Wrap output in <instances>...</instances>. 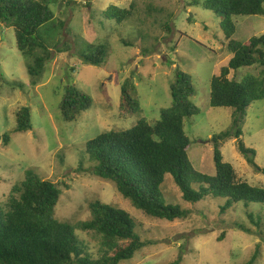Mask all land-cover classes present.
Here are the masks:
<instances>
[{"label": "rangeland", "instance_id": "rangeland-1", "mask_svg": "<svg viewBox=\"0 0 264 264\" xmlns=\"http://www.w3.org/2000/svg\"><path fill=\"white\" fill-rule=\"evenodd\" d=\"M63 1L52 0L50 8L66 22L60 46L67 42L70 49L53 51L36 85L31 84L27 69L31 59L18 49L14 28L0 23V204L30 169L42 179L60 183L55 216L77 226L76 234L89 240L94 252L100 237L78 226L91 217V202L114 204L133 216L140 239L151 244L119 264H172L180 256V264H264V206L238 205L220 214L215 199L196 204L183 201L173 177L166 174L164 196L190 214L173 221L152 217L122 197L114 182L94 175L86 154V141L104 130L126 129L143 117L150 123L159 119L161 109L172 103L170 83L175 69L181 68L192 75L195 94L191 99L200 109L184 120L191 140L188 157L197 171L215 173L211 138L230 129L233 119V108L213 107L209 102L212 77L232 57L221 18L192 0H72L75 3L58 8ZM130 4H134L133 16L121 23L103 14L110 5ZM232 20L236 40L264 33V15H238ZM89 43L107 44L103 65L83 63L79 52ZM261 68L241 67L229 77L240 80L247 73L258 75ZM124 82L139 100L138 114L120 112ZM71 83L90 95L92 104L75 120L65 121L58 105ZM23 106L30 107L33 127L19 132L16 112ZM241 130L240 138L222 142L223 160L233 165L240 180L264 186V175L238 149L241 139L255 150L256 164L264 167V99L249 106ZM4 134L9 135L7 142ZM246 210L261 216L260 226L251 222ZM231 219L244 221L257 234L231 227ZM255 251L258 256L249 263Z\"/></svg>", "mask_w": 264, "mask_h": 264}, {"label": "trees", "instance_id": "trees-1", "mask_svg": "<svg viewBox=\"0 0 264 264\" xmlns=\"http://www.w3.org/2000/svg\"><path fill=\"white\" fill-rule=\"evenodd\" d=\"M51 1L0 0V23L14 28L18 49L31 59L27 69L32 85L38 83L53 51L62 53L70 49L67 42L60 46L66 22L55 16ZM71 3L75 2L63 1L58 8ZM191 3L201 4L221 18L220 27L232 53L219 74L212 77L210 86L211 106L233 108L231 128L211 138L215 173L197 171L188 157L191 140L186 135L184 120L199 114L200 109L191 99L195 94L192 75L181 68L175 69L170 83L172 103L161 109L154 123L143 117L129 128L104 130L86 141V154L94 175L114 182L120 195L146 215L168 221L187 218L190 211L164 196L162 184L166 174L173 177L183 201L196 204L205 198L215 199L220 214L238 205L264 206V186L240 180L220 151L224 140L242 135L241 125L252 102L264 99V33L244 41L236 40L233 38L236 25L232 20V16L238 15H264V0H192ZM133 9L134 4L110 5L103 14L106 19L121 23L133 16ZM79 54L83 63L101 66L108 55L107 44L89 43ZM253 65L262 67L258 75L247 73L240 80L229 77L231 71ZM91 104V96L71 83L65 86L58 108L63 120L73 121ZM119 109L124 115L141 112L139 100L126 82L121 88ZM32 127L30 107L23 106L16 112L15 129L23 132ZM3 138L7 142L9 135L4 134ZM238 149L264 175V167L255 162V150L245 146L241 139ZM59 185L29 169L25 178L12 186L6 202L0 204V264H119L151 244L140 239L135 220L127 210L97 199L90 203L91 217L78 224L82 230L100 237L99 249L94 252L91 242L76 234L77 226L55 216L62 194ZM246 215L260 226L259 214L246 210ZM230 222L233 228L257 234L242 220ZM257 256L255 251L249 263ZM181 259L180 256L172 264H180Z\"/></svg>", "mask_w": 264, "mask_h": 264}]
</instances>
